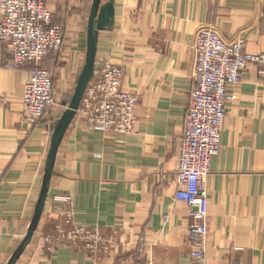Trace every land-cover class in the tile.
Instances as JSON below:
<instances>
[{
	"label": "crops",
	"instance_id": "crops-1",
	"mask_svg": "<svg viewBox=\"0 0 264 264\" xmlns=\"http://www.w3.org/2000/svg\"><path fill=\"white\" fill-rule=\"evenodd\" d=\"M45 2L66 37L62 50L42 62L54 77L56 101L36 124L22 118L29 69H8L11 52L0 42V264H192L190 208L175 198L196 86L192 43L202 26H211L227 38L244 34L247 52H264V0H100L96 66L124 67L123 89L141 97L138 120L132 133H105L76 113L57 150L37 228L21 248L43 192L54 131L86 62L94 0ZM263 71L264 62L250 63L241 83L229 87L237 97L227 104L208 177L205 264H264ZM62 212L78 226L109 232V250L52 251L44 237Z\"/></svg>",
	"mask_w": 264,
	"mask_h": 264
},
{
	"label": "built area",
	"instance_id": "built-area-1",
	"mask_svg": "<svg viewBox=\"0 0 264 264\" xmlns=\"http://www.w3.org/2000/svg\"><path fill=\"white\" fill-rule=\"evenodd\" d=\"M246 37L240 33L225 37L211 26H202L194 36L193 77L195 88L185 119L178 155V190L175 198L190 208L188 237L192 244V264H205L209 235L208 177L212 158L219 152L227 104L236 99L229 87L241 83L250 63L264 62V52H247ZM0 42L11 57L6 67L28 68L23 95L22 118L29 124L40 122L55 102L54 78L42 67L51 53H59L65 43L64 28L53 21L45 0H0ZM264 72V71H263ZM125 69L107 62L90 81L80 113L85 125L105 133L129 134L135 129L140 94L123 89ZM109 232L75 224L71 212H62L54 231L44 237L53 251L58 246L83 249L99 256L107 252Z\"/></svg>",
	"mask_w": 264,
	"mask_h": 264
},
{
	"label": "water",
	"instance_id": "water-1",
	"mask_svg": "<svg viewBox=\"0 0 264 264\" xmlns=\"http://www.w3.org/2000/svg\"><path fill=\"white\" fill-rule=\"evenodd\" d=\"M100 0H94L92 11L89 18L88 28H87V56H86V62L84 64V67L82 69V72L79 76L74 94L71 98V101L65 111L62 113L60 120L57 124V127L54 131L53 137H52V152L50 155V165L47 168V175L46 180L44 183L43 192L41 194L38 206H37V212L36 216L33 222V225L28 232L24 242L21 245V248L24 246V244L32 238V235L34 234L37 225L39 223V220L42 215L44 201L46 197L47 192V186L51 174V170L53 168L54 161L56 159L57 150L59 148V145L62 141V138L64 136V133L66 129L68 128L69 124L73 120L76 113L80 110L81 102L84 96V93L92 80V78L96 75L98 71H100L104 65H101L99 67L96 66V54H97V43H98V32L100 28H103L102 23L97 21V14H98V5ZM98 24V25H97ZM14 262H11L10 264H13Z\"/></svg>",
	"mask_w": 264,
	"mask_h": 264
},
{
	"label": "rangeland",
	"instance_id": "rangeland-1",
	"mask_svg": "<svg viewBox=\"0 0 264 264\" xmlns=\"http://www.w3.org/2000/svg\"><path fill=\"white\" fill-rule=\"evenodd\" d=\"M46 4H47V3H46ZM48 7H49V6H48ZM51 11H52V10H51ZM63 28H64V27H63ZM64 32H65V37H66V31H65V28H64ZM51 53H55V52H51ZM47 57H48V56H47ZM50 73H51V72H50ZM51 74H52V73H51ZM52 76H53V75H52ZM53 78H54V77H53ZM55 101H56V100H55ZM54 103H55V102H54ZM53 105H54V104H53ZM53 105H52V106H53ZM52 106H51V107H52ZM80 108H81V107H80Z\"/></svg>",
	"mask_w": 264,
	"mask_h": 264
}]
</instances>
